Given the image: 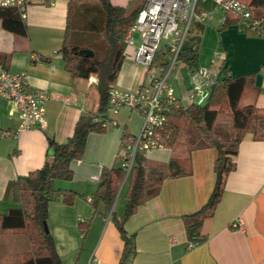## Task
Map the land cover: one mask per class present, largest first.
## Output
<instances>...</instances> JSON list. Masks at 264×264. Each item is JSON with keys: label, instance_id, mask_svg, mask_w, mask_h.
<instances>
[{"label": "crops", "instance_id": "1", "mask_svg": "<svg viewBox=\"0 0 264 264\" xmlns=\"http://www.w3.org/2000/svg\"><path fill=\"white\" fill-rule=\"evenodd\" d=\"M72 1L32 6L26 20L17 9L0 6V62L11 73H26L31 88L50 95L47 126L19 134L18 112L0 98V128L13 134L0 138V241L13 235L7 264H19L32 256L24 230H1V217L20 207L13 199L14 182L41 169L51 159V142L66 143L79 119L94 115L98 106L97 78H74L61 53ZM110 2L132 12L143 7L145 0ZM199 8L211 10L213 4L206 2ZM221 16L215 13L208 20L197 17L202 29L197 26L191 35L199 46L197 61L193 65L183 61L173 71L175 77L178 71L184 76V86L178 90L170 82L175 95L184 106L185 99L191 100L187 66H211L223 79L252 76L240 104L264 111V37L241 31L230 15L222 25ZM229 18L233 20L228 24ZM4 19L15 28H6ZM218 52L221 57L216 58ZM146 81L144 67L125 57L112 89L137 91ZM110 119L103 132L88 137L82 159L72 162L73 179L55 182L58 191L48 205L47 227L62 264H120L122 258L124 243L114 216L125 213L129 181L124 177L110 208L103 203L94 206L93 199L103 170L120 168L122 144L140 132L143 119L129 108H122ZM176 149L165 146L145 155L154 163L173 162L176 170L188 173L167 178L159 194L127 220L125 230L133 236L135 247L127 264H264V140L250 134L242 140L222 199L214 214L202 221L201 235L206 240L193 247H189L187 227L197 222L194 215L214 190L218 152L215 148L191 152ZM68 196H73L71 205L63 201ZM23 256L27 257L22 260Z\"/></svg>", "mask_w": 264, "mask_h": 264}, {"label": "trees", "instance_id": "2", "mask_svg": "<svg viewBox=\"0 0 264 264\" xmlns=\"http://www.w3.org/2000/svg\"><path fill=\"white\" fill-rule=\"evenodd\" d=\"M246 2L249 3L255 18H264V0ZM141 8L128 12L123 7L114 6L110 0H74L69 3V24L61 53L66 69L74 78L88 80L92 76L97 77L95 90L98 106L94 115L82 116L79 119L73 135L66 143L51 142V159L41 169L19 178L13 184V199L20 207L10 209L1 217V230L25 231L32 247V256L19 264H62L47 227L48 205L58 191L55 182L73 179L72 162L84 156L88 137L105 129L93 120L107 107L109 93L125 59L124 36ZM71 17L86 22V26L83 29L74 27L73 22H70ZM232 20L229 18L228 24ZM3 22L6 28H15H12L6 19ZM82 34L95 35L99 42L90 38L85 40ZM194 42L191 38L181 55V59L188 65L196 64L197 61L198 54L191 49ZM88 46L92 47V57L86 55ZM98 46L100 50L102 48L101 55L97 52ZM251 83L252 76L226 77L222 84L215 88L207 105H181L168 115V122L162 134L167 148L184 147L187 152L215 148L218 152L214 164V190L205 206L194 215L197 222L187 227L188 238L193 243L206 240L201 235L202 221L214 214L222 199L227 178L236 168L234 159L238 155L242 140L248 134L264 140V111L254 105L240 104L244 90L251 86ZM224 110H227L226 117L220 119ZM187 173L176 170L173 162L167 165L154 163L141 153L136 155L132 172L127 179L129 189L125 213L122 217L114 216L115 226L124 243L120 264H127L135 253L133 236H128L125 230L127 220L140 206L159 194L167 178ZM123 179L124 172L121 168L104 169L93 205L103 203L110 208ZM72 199L73 196H68L63 201L71 205Z\"/></svg>", "mask_w": 264, "mask_h": 264}, {"label": "built area", "instance_id": "3", "mask_svg": "<svg viewBox=\"0 0 264 264\" xmlns=\"http://www.w3.org/2000/svg\"><path fill=\"white\" fill-rule=\"evenodd\" d=\"M56 0H0L3 8H15L22 20H26L32 6L53 5ZM211 2V10L200 9V4ZM215 13H221V24L226 25L227 16L237 20L241 31L264 37V18H255L250 5L244 0H145L133 23L128 28L123 42L125 57L132 58L144 67L146 82H141L137 91L112 89L105 111L94 117L93 122L106 128L111 116L122 108L136 110L142 116L140 132L123 142L119 151L120 168L125 180L130 176L135 157L144 156L158 149H164L162 134L168 115L181 106L175 90L169 81L172 72L184 64L183 49L191 38L195 17L208 20ZM191 49L198 53L197 42ZM162 58L156 62V56ZM221 53H216V58ZM193 104L203 107L209 103L216 87L223 78L211 66L186 67ZM0 98L8 100L19 114L17 134L33 128L47 126L46 103L50 95L43 90L31 88L26 73L14 74L0 62ZM13 135L0 128V138ZM191 242L189 247H193Z\"/></svg>", "mask_w": 264, "mask_h": 264}, {"label": "rangeland", "instance_id": "4", "mask_svg": "<svg viewBox=\"0 0 264 264\" xmlns=\"http://www.w3.org/2000/svg\"><path fill=\"white\" fill-rule=\"evenodd\" d=\"M128 12H131V11H128ZM70 22L71 23L73 22V26L76 27V28L83 29L86 26V22L80 21V20H75V19H73V17H71ZM74 23H75V25H74ZM200 25H201V23L199 22L197 17H195L194 20H193V24H192L191 35L194 33V29L196 30L197 26H198V28L200 30L202 29V26H200ZM82 37L85 40L90 38V39L94 40L95 42H99L95 35L93 36V35L86 34V35H83ZM188 43H189V41L186 42L185 47L188 46ZM83 46L86 47V45H83ZM85 47H83V48H85ZM87 49L92 50V47L88 46ZM97 52H98L99 55H101L102 48L100 50V46H98ZM161 58H162V55L159 52L157 54V56H156V60L155 61L158 62V61H160ZM177 74H178L177 77H175V72H173L171 74V77L169 78V81L170 82L172 81L174 83L175 88L178 90L181 86H184V76L182 75L181 71H178ZM93 77L97 78L96 76H93ZM177 94H178V91H177ZM184 104H185V106H189V105L193 104V101L185 99L184 100ZM226 114H227V110H224L223 113L221 114V118L220 119H224L226 117ZM176 150L179 151V152H185L186 151L184 147H178ZM19 236L22 237L23 234L20 233ZM12 237H13V235H9L8 237H3L2 241H0V264H7V261H6L5 258L7 256H9V253L11 251V247H13V241L9 242L10 238H12ZM26 257L27 256H23L21 259L23 260Z\"/></svg>", "mask_w": 264, "mask_h": 264}, {"label": "water", "instance_id": "5", "mask_svg": "<svg viewBox=\"0 0 264 264\" xmlns=\"http://www.w3.org/2000/svg\"><path fill=\"white\" fill-rule=\"evenodd\" d=\"M86 55L88 57H92L93 56V52L91 50H86Z\"/></svg>", "mask_w": 264, "mask_h": 264}]
</instances>
